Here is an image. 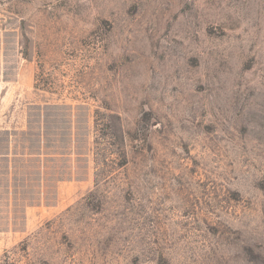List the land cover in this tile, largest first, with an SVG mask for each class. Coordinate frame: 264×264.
Returning <instances> with one entry per match:
<instances>
[{
	"label": "rangeland",
	"instance_id": "374dc122",
	"mask_svg": "<svg viewBox=\"0 0 264 264\" xmlns=\"http://www.w3.org/2000/svg\"><path fill=\"white\" fill-rule=\"evenodd\" d=\"M0 264H264V0H0Z\"/></svg>",
	"mask_w": 264,
	"mask_h": 264
}]
</instances>
